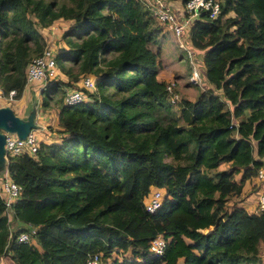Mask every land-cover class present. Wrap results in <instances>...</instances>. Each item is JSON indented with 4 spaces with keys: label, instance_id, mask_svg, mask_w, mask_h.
<instances>
[{
    "label": "trees",
    "instance_id": "obj_1",
    "mask_svg": "<svg viewBox=\"0 0 264 264\" xmlns=\"http://www.w3.org/2000/svg\"><path fill=\"white\" fill-rule=\"evenodd\" d=\"M178 1L189 0L162 4ZM215 1L217 18L201 15L188 31L220 93L173 104L158 80L164 27L136 0H0V91H15V101L48 46L42 30L70 24L54 58L65 80L41 91L43 110L56 109L46 129L58 140L7 159L22 193L8 211L0 198V262L86 264L100 255L101 264H263L264 214L239 205L264 168V0ZM87 76L97 92L66 105ZM97 175L107 184L104 207L91 187ZM150 191L162 193L161 206L144 211L138 227L115 214ZM30 229L32 242L18 243ZM157 237L167 243L160 257L148 250Z\"/></svg>",
    "mask_w": 264,
    "mask_h": 264
},
{
    "label": "built area",
    "instance_id": "obj_2",
    "mask_svg": "<svg viewBox=\"0 0 264 264\" xmlns=\"http://www.w3.org/2000/svg\"><path fill=\"white\" fill-rule=\"evenodd\" d=\"M145 10H147L153 17H155L160 25L164 27L166 32H169L178 47L186 52V57L192 67L191 81L196 83L198 73L193 64V53L183 46V37L186 30L191 26V23L197 20L201 15L207 16L209 21L217 18L220 13V4L215 0H189L182 6L181 18L177 14L165 7L162 0H136ZM55 54L52 50H44L42 55L32 60L26 70V88L38 82L42 86L38 91H43L50 81H53L58 73L55 65ZM176 84L171 82L167 85L166 91L171 96V103L179 101L180 97L174 92ZM96 84L90 77H84L79 83V90H73L66 93L64 103L68 106H75L80 103L90 101L89 94H95ZM15 91L5 96L0 91V103L8 104L16 102ZM40 129V128H39ZM34 130V131H39ZM5 136V158L19 157L22 155H34L38 150L39 140L34 136L33 131L24 139L20 140L15 135L4 134ZM259 188L258 197L254 206L256 213L264 214V169H260L255 177ZM22 193V188L9 180L7 171L3 174V179L0 184V198L4 203L6 211H8L12 204L17 201ZM162 193L154 192L149 199L146 200L144 209L147 214L155 213L161 206ZM10 221V218H9ZM36 234L35 229H30L28 232L19 234L16 241L21 244H29L32 242ZM167 243L161 237L154 238L150 241L148 250L154 256L160 257L164 254ZM86 264H101V256L95 255L87 261Z\"/></svg>",
    "mask_w": 264,
    "mask_h": 264
},
{
    "label": "rangeland",
    "instance_id": "obj_3",
    "mask_svg": "<svg viewBox=\"0 0 264 264\" xmlns=\"http://www.w3.org/2000/svg\"><path fill=\"white\" fill-rule=\"evenodd\" d=\"M176 4L177 5L174 6L175 9H173L172 11L178 14L180 13L181 15L182 14V7H181L182 4L179 1ZM69 25L70 24L65 21H58L49 29L42 30V34L44 35L48 43V46L45 48V50H52V52L55 54L60 49L64 48V43L62 42V36L64 32L67 31ZM159 39L162 41V55L158 58L159 60L158 66L160 67L159 76L162 73H164L165 76H167V78H171L170 82L174 81V79H177L176 84L178 88V93L180 95V99L185 97V99L189 98L191 102H194L201 93L205 92L208 89L212 91L214 94L220 93L212 85H210L206 80L205 67L203 63V57H204L205 52L195 50L194 47L191 45L190 31L186 30L185 32V36L183 37V46H185L186 49H188L190 52L193 53V64L198 73V79L196 83L191 81L193 72H192V67L186 57V52L178 47L173 36L169 32L164 31L160 35ZM178 75L182 76V78L177 77ZM54 80L64 81L65 79L58 72ZM66 83H68L67 80H66ZM41 86H42V83H38V82L32 84L31 86H28L30 88L28 87L26 88V91H25L26 93L24 94V97L20 101L8 103V104L0 103V107L3 106V107L10 108L13 111L14 115L18 118H27L30 111L32 110L34 103H36V109H37L36 116L43 117L42 118L43 121L38 120V124H39L38 127L39 128L42 127L43 129L46 130V128L49 125L53 124V121H54V118L57 112L52 103H50V107L48 109L43 110L41 106L42 95H41V92L38 91V89ZM207 86H209V88ZM78 87H79V84H78ZM66 90L64 91L66 92ZM33 134L38 140L41 141L44 138L43 141H47L46 134L43 136V133L38 132V131H33ZM51 136L52 138L51 140L49 139V142L52 141V139L55 140L56 138L58 140V137L56 135L54 137V135L51 134ZM136 171L137 169L127 167L126 172L130 174H126V175L129 176L128 177L129 180L130 178L133 179L135 177ZM2 179H3V174H0V184H1ZM256 186L257 188L252 185L247 190V192L244 194L242 200L246 198V196L250 195V193L253 190H256L257 195H258V185ZM91 187H95L94 193L97 198V203L104 207L105 206V196L107 193V184L105 183V180L100 178L97 175L93 178ZM91 187L89 186L88 188L91 189ZM151 195L152 193L150 191L149 196ZM145 198L146 196L144 197L140 193V197L138 199L130 203H127V205H124L122 207L123 209H118L115 212V214H117V216H119L120 219H128L133 225L138 227L140 224V220L145 216V213H144V205L146 202ZM142 228L143 227H141V229ZM146 231L144 230L143 232H140L141 233L140 236L144 238H151L152 234ZM263 250H264V244H261L260 252H262ZM260 258H261V262L264 264V260H263L264 257L260 256ZM0 263L7 264L8 260L3 259ZM179 264H182V262H180Z\"/></svg>",
    "mask_w": 264,
    "mask_h": 264
},
{
    "label": "water",
    "instance_id": "obj_4",
    "mask_svg": "<svg viewBox=\"0 0 264 264\" xmlns=\"http://www.w3.org/2000/svg\"><path fill=\"white\" fill-rule=\"evenodd\" d=\"M36 110V103H34L27 118L22 119L16 117L10 108H0V174L5 173L7 165L4 134L15 135L18 139L24 140L31 131L38 130Z\"/></svg>",
    "mask_w": 264,
    "mask_h": 264
},
{
    "label": "crops",
    "instance_id": "obj_5",
    "mask_svg": "<svg viewBox=\"0 0 264 264\" xmlns=\"http://www.w3.org/2000/svg\"><path fill=\"white\" fill-rule=\"evenodd\" d=\"M177 2H174V3H171V5H170V7H169V9H175L174 8V6H176L177 4H176ZM181 7H182V5H181ZM177 14V16H178V18H181V15H180V13L178 14V13H176ZM177 77H181L182 78V76H180V75H178ZM177 77H175V78H177ZM170 79L171 78H167V76H165V74L164 73H162L159 77H158V80L159 81H165L166 83H169L170 82ZM176 80L177 79H174V81H171V82H175V84H176ZM179 80V79H178ZM208 88H209V86H207ZM28 88H30V87H28ZM175 90L176 91H178V88H177V84H176V88H175ZM209 90V89H208ZM26 93V92H25ZM24 97V96H23ZM179 97H180V95H179ZM185 98V97H184ZM187 100H189V98H186ZM190 101V100H189ZM3 104V103H2ZM0 108H3V106L2 107H0ZM56 116H57V114H56ZM56 116H55V118H56ZM43 117L42 116H36V123H37V125H39L38 124V120H42L43 121V119H42ZM55 118H54V120H55ZM22 119H24V118H22ZM42 128V127H41ZM39 129V131L38 132H41V133H43V136L46 134V139H47V141H48V143H50L49 142V139L51 140V138H52V136H51V134H48L47 132H48V130L46 129ZM54 137H55V135H54ZM44 140V138L41 140V141H43ZM54 139H52V141H53ZM47 141H44V142H47ZM39 142H40V140H39ZM130 167H134V166H130ZM135 169H136V167H134ZM263 169V168H262ZM238 179V178H237ZM255 186L256 188H257V186L256 185H258V183H257V181L255 180V179H253L252 181H248V182H246V184H245V186H244V189H243V192H244V194L247 192V190L251 187V186ZM258 188H259V185H258ZM259 194V193H258ZM257 195V191L256 190H253L251 193H250V195H248V196H246V198H244L243 200L241 199V201H240V207H242V208H244L248 213H250V214H256V211L254 210V206H255V203H256V201H257V197H258V195ZM232 205V204H231ZM263 252V253H262ZM261 252V257H264V250ZM264 260V259H263Z\"/></svg>",
    "mask_w": 264,
    "mask_h": 264
},
{
    "label": "clouds",
    "instance_id": "obj_6",
    "mask_svg": "<svg viewBox=\"0 0 264 264\" xmlns=\"http://www.w3.org/2000/svg\"><path fill=\"white\" fill-rule=\"evenodd\" d=\"M169 83H171V82H169ZM169 83H167V85L169 84ZM175 83V82H174ZM192 83V82H191ZM37 124V123H36ZM144 211H145V209H144Z\"/></svg>",
    "mask_w": 264,
    "mask_h": 264
}]
</instances>
